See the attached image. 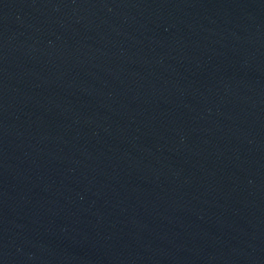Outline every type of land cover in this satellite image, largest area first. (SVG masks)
<instances>
[{
  "label": "water",
  "instance_id": "1",
  "mask_svg": "<svg viewBox=\"0 0 264 264\" xmlns=\"http://www.w3.org/2000/svg\"><path fill=\"white\" fill-rule=\"evenodd\" d=\"M0 264H264V0H0Z\"/></svg>",
  "mask_w": 264,
  "mask_h": 264
}]
</instances>
